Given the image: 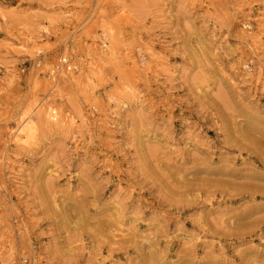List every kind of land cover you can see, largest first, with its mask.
<instances>
[{
  "label": "rangeland",
  "instance_id": "374dc122",
  "mask_svg": "<svg viewBox=\"0 0 264 264\" xmlns=\"http://www.w3.org/2000/svg\"><path fill=\"white\" fill-rule=\"evenodd\" d=\"M65 1L0 0V264H264V33L256 54L242 42L264 30V0H147L124 15ZM44 14L55 27L40 21L32 49ZM100 18L123 43L92 97L85 50L110 47ZM150 53L161 62L134 67ZM61 57L75 70L52 78ZM128 90L143 108L119 112ZM31 96L76 119L32 151L9 142Z\"/></svg>",
  "mask_w": 264,
  "mask_h": 264
},
{
  "label": "bare ground",
  "instance_id": "6f19581e",
  "mask_svg": "<svg viewBox=\"0 0 264 264\" xmlns=\"http://www.w3.org/2000/svg\"><path fill=\"white\" fill-rule=\"evenodd\" d=\"M103 0H93V3H98ZM111 4V9H115L119 13L124 14H139L142 12L147 6V0H105ZM82 0L76 1V7L82 5ZM42 4V3H41ZM53 4H56L58 7L63 8L66 5L65 0H50L47 4H44L45 8H51ZM96 10V9H95ZM102 21V36L107 40L110 44V47H107V42L103 43L106 44L103 48L107 47L106 50L100 48L96 49L93 46L92 51L85 50V54L88 57L87 59V71L89 72L84 77L86 82L90 83L91 87L88 90L91 96L94 97L96 95V85H94L95 81L98 80L97 70H100V67L107 63V64H114L117 60L118 53L122 50V33L116 29L118 26L119 21L113 19L112 21L103 22V18H100ZM40 21H44L48 23L50 27H55L56 21L51 18H48L47 15H41L37 17V20L30 22L29 26L33 28L31 32H29L28 37L23 41L24 45H32V49L37 46L36 36L40 29H42V25ZM115 27V29H114ZM259 27H264V21L259 23ZM47 32L46 29H44ZM264 33V30L259 32V34L250 35L247 38H242V42L249 47L250 51L253 54H256L257 49V41L260 40L261 34ZM93 38H97L96 35ZM93 43L95 40H92ZM149 50H152L151 48ZM38 53V48L36 49ZM31 57V51H29ZM151 54V55H150ZM150 63L146 65L145 60L141 59L140 62L144 63L142 66H137L136 62H133L135 68L142 69L143 72L151 69V63H160L161 57L156 56L154 53H150ZM79 63L83 66V59L79 60ZM249 63H246L245 68H249ZM241 65V64H240ZM143 66L145 67L143 69ZM247 66V67H246ZM157 67V66H156ZM61 82L60 86L66 88H72L77 84V81L71 74H62L61 75ZM244 78L250 77L248 73L243 74ZM56 83H54V86ZM57 86V85H56ZM59 90V95L61 94V89ZM57 90V92H58ZM54 92V91H53ZM51 90H45V95H53ZM48 95V96H49ZM58 95V94H56ZM126 99L128 103H122L118 106L119 112L126 111L128 108L134 109H142L144 102H142L134 93L133 90H128L126 92ZM60 97V96H59ZM34 96H31L30 103L26 105L25 111L23 112L22 116L18 119V123L16 125V129L11 133V137L9 142L18 149L21 150H33L38 147L39 143L41 142L39 139V135L42 134V131H45L47 135H60L63 132L71 131L75 128L76 119L71 117L67 114V111H63L62 109H54L50 105L45 104L40 105L37 103V100H34ZM110 99V98H109ZM47 101V100H46ZM118 105L119 103H115ZM118 113V112H117ZM113 112L115 118H117L118 114ZM115 120V119H114ZM28 152V154L31 153ZM20 172V171H19ZM52 174L56 175V171L52 172ZM20 176V175H19ZM119 199H115L112 202V205L119 207ZM121 233V232H120Z\"/></svg>",
  "mask_w": 264,
  "mask_h": 264
},
{
  "label": "built area",
  "instance_id": "2783aa9c",
  "mask_svg": "<svg viewBox=\"0 0 264 264\" xmlns=\"http://www.w3.org/2000/svg\"><path fill=\"white\" fill-rule=\"evenodd\" d=\"M105 45L106 44H103L102 46L104 47ZM42 53L43 52H40L38 54L42 55ZM250 64H248V66H250ZM74 70H75V67L72 65L70 60L67 57H61V58H59L57 64L55 66H53L52 70L49 71V75L52 78H56V77H58V75L60 74L61 71L72 72Z\"/></svg>",
  "mask_w": 264,
  "mask_h": 264
}]
</instances>
